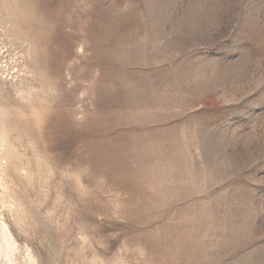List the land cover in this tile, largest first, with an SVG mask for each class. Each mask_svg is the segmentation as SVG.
I'll return each mask as SVG.
<instances>
[{
  "label": "rangeland",
  "instance_id": "obj_1",
  "mask_svg": "<svg viewBox=\"0 0 264 264\" xmlns=\"http://www.w3.org/2000/svg\"><path fill=\"white\" fill-rule=\"evenodd\" d=\"M0 264H264V0H0Z\"/></svg>",
  "mask_w": 264,
  "mask_h": 264
}]
</instances>
